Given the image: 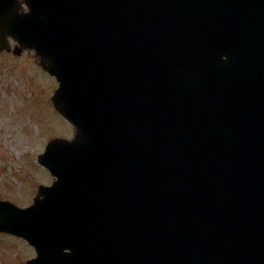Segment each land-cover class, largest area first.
<instances>
[{
	"label": "water",
	"instance_id": "obj_1",
	"mask_svg": "<svg viewBox=\"0 0 264 264\" xmlns=\"http://www.w3.org/2000/svg\"><path fill=\"white\" fill-rule=\"evenodd\" d=\"M0 34L74 128L0 201L26 264H264V0H0Z\"/></svg>",
	"mask_w": 264,
	"mask_h": 264
},
{
	"label": "rangeland",
	"instance_id": "obj_2",
	"mask_svg": "<svg viewBox=\"0 0 264 264\" xmlns=\"http://www.w3.org/2000/svg\"><path fill=\"white\" fill-rule=\"evenodd\" d=\"M56 86L32 51L0 53V200L27 206L38 185L52 181L36 156L51 138L70 139L73 133L51 106ZM33 256L26 242L0 233V264H24Z\"/></svg>",
	"mask_w": 264,
	"mask_h": 264
}]
</instances>
